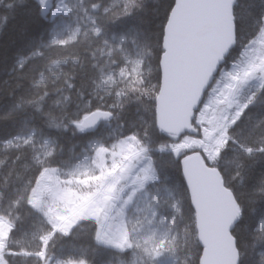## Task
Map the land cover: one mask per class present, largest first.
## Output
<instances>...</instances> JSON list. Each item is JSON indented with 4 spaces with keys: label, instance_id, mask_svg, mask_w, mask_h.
<instances>
[{
    "label": "snow or ice",
    "instance_id": "1",
    "mask_svg": "<svg viewBox=\"0 0 264 264\" xmlns=\"http://www.w3.org/2000/svg\"><path fill=\"white\" fill-rule=\"evenodd\" d=\"M0 264H264V0H0Z\"/></svg>",
    "mask_w": 264,
    "mask_h": 264
},
{
    "label": "trees",
    "instance_id": "2",
    "mask_svg": "<svg viewBox=\"0 0 264 264\" xmlns=\"http://www.w3.org/2000/svg\"><path fill=\"white\" fill-rule=\"evenodd\" d=\"M10 28H11V25H10Z\"/></svg>",
    "mask_w": 264,
    "mask_h": 264
}]
</instances>
